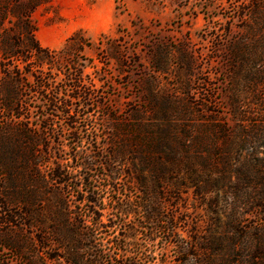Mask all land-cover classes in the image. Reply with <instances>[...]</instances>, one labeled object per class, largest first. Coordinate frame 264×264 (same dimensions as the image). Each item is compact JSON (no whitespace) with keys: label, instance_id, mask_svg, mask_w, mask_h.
<instances>
[{"label":"rangeland","instance_id":"obj_1","mask_svg":"<svg viewBox=\"0 0 264 264\" xmlns=\"http://www.w3.org/2000/svg\"><path fill=\"white\" fill-rule=\"evenodd\" d=\"M30 7L26 21L42 48L58 51L76 36L62 65L43 68V77L59 82L61 96L88 95L71 102L77 145L32 77L22 81L19 109L3 112L0 104L1 144L25 125L17 114L30 127L48 116L54 129L30 145L42 187L22 170L9 178L0 169V264H94L85 259L92 250L109 257L104 264H264V0H0V57L26 54L21 20ZM14 64L0 58V86L10 90L18 79ZM77 85L81 90L71 93ZM155 123L174 130L184 148L167 144V157L144 165L146 192L162 203L154 239L138 212L125 217L135 229L125 243L122 227L113 231L115 245L97 233L96 249L85 254L55 221L59 212L71 214L77 231L88 216L75 187L85 170L75 167L96 158L90 184L110 187L103 194L109 215H117L109 199L137 205L144 190L135 189L131 168L115 166L117 180L108 182L109 168L100 162L112 152V134L133 135ZM60 164L72 180L67 203L68 189L49 179ZM156 172L167 190L154 189ZM182 242L192 245L193 261L182 263L175 247Z\"/></svg>","mask_w":264,"mask_h":264},{"label":"trees","instance_id":"obj_2","mask_svg":"<svg viewBox=\"0 0 264 264\" xmlns=\"http://www.w3.org/2000/svg\"><path fill=\"white\" fill-rule=\"evenodd\" d=\"M32 9L33 8L30 7L27 14H22L24 16L23 18L25 19L21 20L23 33L27 37L26 39L28 41V50L26 51V54L24 55L23 53L19 52H1V59L3 57V60L4 58L11 61L15 60V64L12 69L16 71V75L18 74V79L16 80L15 84V90H10L5 86H0L1 110L3 112H10L12 114L13 112H15V109H19V104H16L15 101L18 100L19 93L21 91V88L23 87L22 81L24 79L32 77V79L35 80L36 84H38L37 87L38 89H40L41 94H44V96L48 97L47 104L44 106L52 107L54 108V110H57L58 113L64 115V119L66 122L65 127L67 128L66 131L69 137V141H72V143L77 145V143H80L82 141V138L80 137V131L75 128V108L71 106V102L79 100L81 97L85 98L88 94L87 92H83L82 96H70L71 94L61 96V93L56 89L59 82H57L56 80L51 81L43 77L46 73L43 71V68L62 65L66 57L69 55V46L72 42H74L76 36L74 35L68 38L66 43L58 51L42 48L34 38L33 30L26 21V18L30 17ZM4 16H7V14L4 13ZM31 62H34L35 64V70L33 69L32 72L27 69ZM71 88V93L73 91L79 92L81 90V87L78 85ZM86 107H88V105ZM43 117L46 123L48 116ZM16 118L18 119V125L22 123V119L25 120V125L19 127L20 129L14 130L13 133L9 134L7 140H4L2 144L0 143V169L3 173L2 175L5 177H11L14 175L15 171L22 170V172H19V174H27L30 177L31 181H33L35 184H38L39 187H42L44 178L43 175L40 174L38 169V167L40 166V161L37 158V154H34V151L30 148V145L33 144L39 146L42 139L40 133L42 132V130H50L51 132H54L53 125L45 123L43 124L42 122H40L38 124H34V126L31 125L30 127L31 123L28 122L27 118L23 117L21 114H17ZM162 126L163 125L160 123H155V125L152 126L145 124L140 126L138 131L133 135L128 133L111 135L112 152L110 154L102 156L104 163L100 162V165L102 167L109 168V174H106L105 176L107 177L106 179H108V182L116 181L118 171L115 169V166H128L131 168V173L134 175L133 177L135 180V189L139 191L142 189L144 190L142 192V197L137 205H133L129 201L119 202L118 200L109 199L108 201L113 204L110 211L116 212L117 215H109L108 210H106L105 208L106 203L104 202L103 194H105V191L110 187L108 189L106 187L99 188L94 187L90 184L93 178L89 175V172L95 165L96 158L92 155L87 156L86 158H84L85 161L80 164V166L75 167V169L82 168L85 170L80 181V185H76L75 187H77L80 191L78 203L83 204L87 207L88 216H81L82 226H78L79 228L77 231L71 229L72 227L69 222V220L71 219V214L59 212L56 215L57 219L55 218V221L59 222V224L69 232V240L72 243H77L78 246H80V249L85 252V254L87 253V251H89L90 248L96 249L94 242L96 241V236L98 234H102L109 240L110 244L115 245L116 242L114 241L115 237L113 236V231L117 229L116 231L120 232L121 227L125 232V235L123 236V243H125L128 237H130L129 235L135 232V229L128 228L125 217L138 212L139 214H142V220L144 222H148L152 225L151 233L146 236L147 239H154L155 231L157 229V223L159 221L158 218L160 215V208L162 209V203L157 195L150 197L146 192V182L145 178L143 177L144 165L147 162L155 164L157 161L161 160L162 155L167 157L168 154H165V145L170 143L180 144L178 142L176 132L174 130L164 131V129H162ZM32 133H34V135H32ZM36 133H38V135ZM180 145L184 148L182 144ZM78 156L79 152H76L73 158L78 159ZM129 156L132 157L129 159ZM19 159L24 166L21 165L22 167H14L12 162L14 161L15 164H17ZM134 159L138 162V167H136V165L133 163ZM61 165L62 164H60V167H52L49 179L52 186L56 185L62 189H68V192L66 193L67 195L64 196L66 199L65 202L67 203L69 202L67 198H69L72 193L69 190L73 189L69 184L72 183V180H70L71 178H66V176L69 175V172L67 170L68 167L66 166V169H64ZM61 168L62 170H60ZM119 171L121 172V170ZM164 176V174L156 172L155 176L153 177V187L157 191L167 190V186L165 187V185L167 184L164 180ZM56 191L58 193L55 194H63L62 191L59 190V188ZM112 191L115 192L113 188ZM60 206H62L61 203ZM103 218L105 220H103ZM117 218H119L120 220H117ZM170 221L173 220L169 219V222ZM169 230L171 231V233H174V228ZM85 243H89L90 245H87ZM78 246L76 247V249H79ZM175 247H177V249L179 250L178 253L180 256H185L183 260L184 262L182 263H187L189 260L193 261L196 258L195 254L190 252L193 247L188 242H182L181 244H179V246L176 244ZM92 251L95 252H93V254H87L85 259H87V257L93 258L94 264H104L108 263L107 261L110 260L109 257L104 256L101 251ZM123 256L124 255L121 254L122 258ZM130 264L137 263L133 262Z\"/></svg>","mask_w":264,"mask_h":264}]
</instances>
